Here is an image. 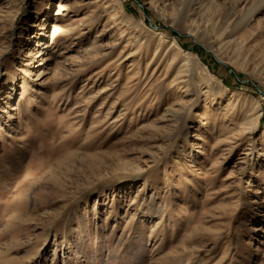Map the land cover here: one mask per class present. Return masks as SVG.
I'll return each mask as SVG.
<instances>
[{"label": "rangeland", "instance_id": "rangeland-1", "mask_svg": "<svg viewBox=\"0 0 264 264\" xmlns=\"http://www.w3.org/2000/svg\"><path fill=\"white\" fill-rule=\"evenodd\" d=\"M0 264H264V0H0Z\"/></svg>", "mask_w": 264, "mask_h": 264}, {"label": "bare ground", "instance_id": "bare-ground-1", "mask_svg": "<svg viewBox=\"0 0 264 264\" xmlns=\"http://www.w3.org/2000/svg\"><path fill=\"white\" fill-rule=\"evenodd\" d=\"M188 20H189V15H188V13H187V12L182 13L181 16H180V18H179V21H180L182 24H184V23H186ZM172 45H173L175 48L179 49V50L183 53L184 58H185V60H186L187 63H191V64H193L194 66L201 67L202 64H201V62L198 60L197 56L192 55V54H190V53H187V52L183 51L182 48L179 46V44L177 43V41H176L174 38H172ZM202 67H203V66H202ZM202 67H201V68H202ZM203 69H206V67L204 66ZM255 166H256V165H255Z\"/></svg>", "mask_w": 264, "mask_h": 264}]
</instances>
